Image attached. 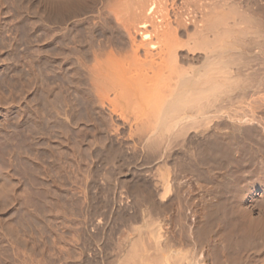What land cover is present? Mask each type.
Masks as SVG:
<instances>
[{
	"label": "bare ground",
	"instance_id": "bare-ground-1",
	"mask_svg": "<svg viewBox=\"0 0 264 264\" xmlns=\"http://www.w3.org/2000/svg\"><path fill=\"white\" fill-rule=\"evenodd\" d=\"M16 2L17 8L23 10L25 16L18 15L19 19L15 23L16 30H19V27L26 28L24 31L25 35H33L36 39L43 40L41 46L43 52L41 57L42 60L31 59L29 67L28 85L30 87L29 89H31V101L29 100L31 104L28 106V118L27 120L24 119L26 123L24 130L27 132L24 134L27 137L26 139L24 136L26 139V147L24 148V137L18 131V134L22 135L20 137H23V139H21L23 143H19L18 140H20V138L17 140V143L14 142L16 148H20L21 150L24 148L25 157H27L26 159H28L32 165L44 171L40 172L39 170V174L37 175L39 176L41 173L44 174L49 172L50 168H55V171L59 169L61 172L60 168H64L62 165L66 163H70L71 165L69 164L70 169L69 166H66L68 169L65 168V171H71L73 164V167H75L76 163L81 162V160L78 162L80 158L74 155V151L83 158L85 157L83 156L84 152L97 153L99 149L102 151L105 147L111 148L110 145L113 142H116L119 147L116 146V148L120 149V147H124L125 145L122 140L125 139L128 141L126 138H128L129 141L134 138V141L132 140L130 144L126 142L127 145L125 146L131 149L130 151L134 149L139 150V152H141V158L146 160L144 161L139 158L140 163L138 162L139 164L137 165L142 167L144 162H146L144 164H150L145 168H136L139 173L136 172L139 177L138 179H142L141 183L144 184V180L147 181L151 178H153L151 182H156L154 180L158 178V174L156 175L157 178L154 179L155 175L153 174L155 173L151 172V169L154 170V167L151 168L152 161H156V164L154 163L155 167L158 164V166L161 165L162 168L166 167L167 170H170V175H166V173L159 174L158 180L163 179L160 177L161 175L167 176L166 179L164 177L162 180L166 182L165 187H160L163 182H161L160 186L159 184L156 186L157 183H159L157 180L155 187H153L151 191H147L148 188L145 190V186L143 187L145 190L143 191L146 192L145 194L140 192L142 189L138 191V196L139 192L142 194L140 195L141 198L146 196V198H143L145 200L143 203L145 204L146 212L143 210L144 206L139 199L140 197L135 196L136 194L134 191L139 189L137 185L135 186L137 180L134 183L135 190L133 191L135 197L131 195L132 193L128 194L133 197L132 201H126L128 198L132 199V197L128 196L127 198L126 196V198L124 197L125 199H123L122 196L124 195L121 196L120 192H118L119 194L116 193L118 196H121L119 199L117 198L118 207L125 206L124 210L126 208L128 209L127 204L129 203L130 205L133 201L134 207H137L139 201L136 204L135 202L140 200V205L142 204V210L145 212V215L140 214L142 215L140 216L136 213L127 217L123 213L120 214L121 210H119V215H124V219L127 222L130 220L132 225L130 224V229L125 231L123 230V225L120 224L122 225V229L120 228V230H123L124 234H118L122 237L120 239L118 238L119 241H116L117 243L115 242V250L112 251V248V252L108 250L111 253L114 252V255L112 254L113 257L115 256L114 264H239L249 250L251 253L253 252V255L255 253V260L258 264H264V0H16ZM4 11L9 10L4 9V0H0V18ZM27 17L32 18L33 21L31 23L28 22L30 20ZM36 66H39V73L36 71ZM39 88H41L42 93L40 91L38 95L39 93L40 95L42 94L43 96L41 95L40 97L46 102L44 101L45 104L38 103L37 106H39V104H44L43 106L41 105L43 109L40 106V108L38 107L39 109H37L35 106L37 102H35L37 97L35 96L37 94L35 91ZM40 97H37L38 101L40 99L42 100ZM54 128L55 130L56 128L59 129L60 132L57 133L58 131L56 130L57 132L55 134H59L60 136L57 137L53 134ZM18 134L17 136L19 137ZM13 138L14 137H12V139ZM81 141L82 143H80ZM117 141L123 142L124 145L121 143L122 146H119ZM16 144H21L23 146L21 148V145L18 147ZM100 145L104 148H100ZM109 148L105 150H110L111 152L112 150ZM113 148L115 149V147ZM177 149H179L182 154L184 153V158L180 156L181 154L179 156L181 157L180 161H183H181V165H187V167L185 166V171L191 173L198 180L195 186L199 191L197 193L199 196L196 200L193 193L188 190V215L186 214L188 216V223L186 222L185 216H183L185 212L182 213L181 209H178L180 212H171L170 214L173 213L175 216L171 215L169 218H167L168 213H166L167 215L165 217L169 219L170 224L173 222L174 224L175 222L178 224V229L176 226L174 229V226L172 228L166 226L168 224L164 225V223L168 221L163 223L162 220L164 219V212H170L165 210L168 208V210H170L168 201L169 199H173L169 197L170 191L172 193L171 189H175L171 188V186H178V184H175L176 186L172 185L176 180H179L176 178L177 174H175L176 170H179L180 165L179 161V164L176 162L179 159L176 158L175 161V157H178V155L174 152H177ZM125 150L123 149L122 154ZM12 151L15 153L17 150L14 151V149H12ZM17 152V154L20 155L23 151L19 154L18 149ZM70 153L78 158L77 162H75V159L71 161L70 157H72V155ZM107 153L109 154L108 151ZM22 154L20 155L21 159L23 157ZM69 154L71 156H69ZM98 154H100V152H98ZM105 154L104 152V157ZM122 154H120V156H122ZM126 154H128V152L126 153L125 151L123 155ZM18 155L17 160L19 161L20 157ZM111 155V157L109 155V157L106 156V158L112 159L113 152H111ZM133 155H135V153ZM90 156L88 153L87 159H90L88 158ZM104 157L103 161L106 160ZM10 158L12 160L10 162L13 163L12 157ZM116 158L113 160H116ZM93 159H90V162L91 160L93 161ZM111 159H109L110 162L107 161L108 159L106 160L110 165L113 164L112 162H115H111ZM142 160L144 162H141ZM88 161L86 162L90 165L92 162L90 163ZM137 161L138 160H136V162ZM171 161H173V163L176 162L174 164L177 165L171 164ZM71 162L74 163L72 164ZM78 165L80 166H76L78 168L75 170L77 174L79 173L78 170H80L79 167L87 171V169L83 168L86 165ZM29 166H27V168ZM105 166L103 169H105ZM168 166H171L172 170L176 166H178V168L176 167L177 169L173 172L174 170L171 171V168L169 167V169ZM22 167L24 166L20 165V167L18 166L16 169ZM96 167L97 166H95V168ZM92 168L95 169L94 167ZM108 168H110V166ZM120 168L119 164V169ZM160 168L159 172H162V168ZM51 169L50 172L52 171ZM110 169L112 171V166ZM110 169H106L110 176L105 175L107 173L106 171V173H103L104 178L107 176L109 180L113 177H111L112 172L110 171L109 173ZM119 169L114 171H119ZM133 169H135V167H133ZM133 169H131V171L135 172ZM182 169L184 168L182 167ZM72 170L74 172V169ZM82 170H80L82 174L79 173V175H83L84 171L82 172ZM96 170L98 169L96 168ZM120 170L122 172V168ZM157 170L155 171L158 172ZM178 170L176 173L180 171ZM26 171L25 169V174ZM31 171L32 169L30 172ZM95 171L91 173H95ZM182 171L183 170H181L180 173ZM56 172L54 174L56 175L54 177L55 179L51 178V176H53L51 175L53 171L49 173L50 177L48 178L53 180L58 179V172ZM62 172L60 174H62ZM119 172L115 175L118 176ZM65 173H63L61 177ZM71 173L72 172H70V175L67 174L66 177L69 175V177L72 178ZM87 173H89V170ZM49 174L46 175L49 176ZM77 174H75V172L72 173V175ZM97 174L95 173L93 176ZM46 175L41 176L45 178ZM132 175H135V173ZM5 176L4 173L2 174L0 172L1 182H5V179L9 177ZM32 176L34 177V175ZM38 176L36 178H38ZM90 176L89 179L93 177L90 178ZM137 176L135 178H137ZM27 177V180L31 178L30 175ZM61 177H59L60 180L58 183L63 181ZM66 177L64 181L68 179ZM77 177L78 176H76V178ZM84 177L86 178L85 175ZM107 177L105 179H107ZM70 178L68 179L69 181L73 179ZM93 178L97 180V177ZM9 179L10 177L7 180ZM75 180L79 181L81 179ZM84 180L86 181L87 179ZM128 180L123 182L126 183ZM31 181L32 180L28 183L30 184ZM121 181L122 180H119L118 182L121 183ZM36 182L34 180V183ZM71 182L68 183L73 184ZM105 182H107V180ZM113 182L115 181L113 180ZM34 183L32 182L31 185ZM44 183L46 182L44 181ZM54 183L55 182L51 184ZM101 183L103 182H100V184ZM120 183H118L119 187ZM105 184L106 183H104V185ZM128 184L133 185L132 183ZM61 185L63 188H67L65 190H68L69 187H67V185L65 187L63 182ZM81 185L82 184H79L80 187ZM115 185L117 186V183ZM122 185L121 183V187L125 186V184L124 186ZM26 186L28 187L30 185L26 184ZM36 186V189H38V185ZM72 186L74 187V185ZM86 186L87 184L85 187ZM111 186H109V188H111ZM43 187L45 188L47 185ZM73 187L70 188L74 190L76 186L75 188ZM119 187L117 186L118 189ZM126 187L129 188L131 186ZM126 187L124 188L126 189ZM39 189H41V187ZM47 189L45 188L44 190L45 195L46 192H48ZM49 189L51 190L50 187ZM82 189H84V187ZM32 190L33 189H31V191ZM34 190L32 192H34ZM52 190L53 192L56 191V189L54 190L53 188ZM175 190L177 192V189ZM175 190H173V194H176ZM23 191L22 193L24 194ZM68 191L67 194L69 197L72 195V191L71 193L70 189ZM107 191H109L108 188ZM56 192L58 196L59 193H64H61V191ZM124 192L126 191L124 190ZM124 192H122V194ZM127 192H129V189ZM25 193H27V191ZM75 193L74 191L73 195ZM28 194H30V192ZM34 194L32 193L28 196L26 194L24 195L25 198L30 196L29 198L31 199V195L34 196ZM48 194L50 193H47V195ZM54 194L55 193L52 195L54 196ZM65 194L66 191L63 195ZM111 194L113 195V193ZM39 195H41V193ZM45 195L43 193L42 196ZM63 195L60 196L63 197ZM115 196L116 195H114V199H116ZM48 197L50 198L49 195ZM55 197H53V199ZM11 198L12 197L9 198L11 202L14 201L13 198L15 199V197ZM38 198H40V196ZM58 198L60 200V197ZM65 198H63L65 204L68 201L72 203V199H70V201L68 198L65 200ZM82 198H80L81 201H83ZM30 199L28 201H30ZM43 199H46V197H42V200ZM53 199H51V201ZM78 199L79 198L76 200L78 201ZM134 199H136V201ZM10 200L8 201L9 203ZM17 200L19 201V199ZM0 201L3 203L2 201L6 200L1 199ZM39 201V206H41ZM53 201L57 204L55 200ZM22 202L24 203V201ZM33 202L35 203V201ZM42 202L43 206L46 205L44 204L45 200ZM50 202L47 204L51 205ZM57 202L59 201L57 200ZM60 202L62 201L60 200ZM23 203L22 205L25 207V203ZM63 203L64 202H62V204ZM73 203L78 209H82L79 206L80 204L75 203V201ZM113 203L116 206L117 202L113 201ZM27 204L29 205V203ZM59 204L57 205L59 206ZM62 204H60V206H62ZM10 205L6 206V208L10 209ZM20 205L19 208L22 206ZM50 205V211L53 206V209L55 208L53 211L56 210V207L58 208L57 205L56 207L55 205H52V207ZM88 205L91 204L88 203ZM34 206L35 204L32 205V207ZM43 206L41 207L42 210L44 207L46 208L47 205ZM60 206L59 209L61 210ZM72 206L69 207V210L74 207ZM84 206H87V203ZM0 207L3 208L0 209L4 212L5 207H3L2 204H0ZM17 207L15 208L17 209ZM36 207L37 206H35L34 209ZM87 208L89 209L88 206ZM120 208L122 209L123 207ZM26 209L24 210L25 213L27 211ZM59 209L57 210L60 211ZM31 210L29 212H31ZM36 210L38 209L36 208ZM42 210L40 211L42 212ZM17 211L13 212V215L14 213L16 215ZM24 211H20V213H24ZM63 211L66 212L65 209L62 210V212ZM126 211L127 210H125V212ZM64 212L60 214L63 216ZM76 212L72 214H76ZM114 212L115 210L113 211V215L118 213ZM25 213L23 215H25ZM53 213L51 214L52 216ZM38 214L35 215L38 217ZM48 214L46 215L48 216ZM58 214L55 215L54 213V216H58ZM69 214L71 213L67 215ZM92 214L95 215L93 212ZM126 214L128 213L126 212ZM42 215H44V213H42ZM46 215L44 216L46 217ZM119 215L117 214V216ZM11 216L12 213L10 217L7 215V218L11 219ZM31 216L34 217L33 215ZM31 216L30 220H23V217H20L23 220V225L26 227H29V224L31 225L32 223L36 225L34 224L35 222H39L44 218L42 216L39 221L35 220L33 222ZM62 216L59 217L62 220H59L63 223L65 221H63ZM74 216L75 215H73V218H75ZM121 217L123 216H120V218ZM20 218L19 221L21 222ZM52 218L56 217L47 218L46 221H50ZM10 219H4L5 221L7 220V222L2 220L5 222V226L3 222L0 221V253L2 254L0 264L69 263L66 261L70 260L71 251L74 250L68 249L69 251L71 250L69 252L66 246L64 251L66 249L67 252H63V257H61L65 258L64 256L69 253L70 257L68 256V259H66V256V260L63 259L65 261H62L61 258H57L58 254L56 255L55 253L57 250L51 254L53 251L50 252L49 248H46L44 254L45 257H48V260L44 262V254L41 253L43 262H38L37 259L36 262L35 257L38 258L40 256L39 253L43 250L41 245L45 242L43 243L44 240L42 241L37 237L40 235L37 234L39 228L37 232L35 229L37 226L39 227L43 221L36 226L32 225V228H35L34 233L37 234L35 238L34 236L31 237L32 234L30 235L31 231L29 233L27 230L28 228L26 229V233L22 231L24 233H22L23 235L29 233L30 238H34V240L32 239L33 242H35L36 237L39 241H42L43 244H39V241L36 240L39 245L35 242L36 246L38 245V249L42 248V250L39 249L40 251L36 250V247H34L30 241V247L33 246L30 252L33 253V251L36 250L35 253L39 252V256H33L34 260L30 258L29 260L18 258L17 255L19 257L22 254L24 255V248L26 246L22 248L23 253L19 255L17 249L20 246L18 247L17 243L22 246L25 240H22V238H25V236L20 237L23 243L20 244V234L17 235L15 231L18 232L21 227L18 224L19 222H16L18 225H16V223L14 225L19 226V228L18 230L15 229L13 224L11 225L15 220L12 219L13 221H10ZM116 219L118 218L115 217V220ZM122 219L123 218H121V220ZM55 220H53V222L58 223L59 220ZM76 221L77 220H75V222ZM117 221L119 220L115 222ZM53 222L51 220V223ZM113 222H110V224ZM47 223L44 221L42 226ZM90 223L92 224V222ZM137 223H141V225L137 226ZM186 223L188 224V228ZM48 224H50V222ZM65 224L66 225H63L68 229L69 226L67 225L69 224ZM126 224L124 223V225ZM55 225L53 224L52 226V224H50V226H52L50 233L52 231L54 232V230H56L55 234L57 233V228L60 226L57 224L55 227ZM115 225L117 227V224ZM50 226H48L49 230ZM88 226L89 225H87V227ZM54 227L56 229L53 230L52 228ZM84 227H86V225H84ZM165 227L167 228L165 229ZM168 227L170 230H168ZM45 228L47 229V226H45ZM63 228L61 231L66 234L67 232L65 233ZM67 229L66 231L70 230ZM106 229V231H109V228ZM79 230L78 228V231ZM20 231L19 233H21ZM44 231L42 228L39 233H43ZM47 231L48 230H46V232ZM58 231L60 230L58 229ZM70 231L67 233V237L64 235L66 238L63 237V235H58L62 232L57 233L56 236L58 235V237H60L59 239L62 237V239L65 240L70 237L71 240V235H75V228L72 230L74 233L72 232L71 234ZM78 231L76 230V235H79L80 238L83 233L80 236ZM111 231H113V229ZM111 231H109V234L112 233ZM114 232H116V230ZM117 232L115 234H117ZM48 233H46V235ZM50 233L48 236H50ZM100 234L102 233L100 232ZM109 234H106L104 237H107ZM46 235L45 239H47ZM52 235L54 237V234H51V236ZM87 235L89 236L90 234ZM28 236L26 238L30 240ZM76 237L74 236L72 238V243L75 239L77 241L78 237ZM206 237L211 238L209 240ZM48 238L52 241L51 237ZM88 240H90V237ZM103 240L104 245L106 240V246H108V248L111 243L110 241L113 242L110 238L108 239V241L110 240L109 243H107V238ZM51 241H47V247L54 244H52ZM74 243L78 244L75 241ZM81 243H83V241ZM57 244L59 247V242ZM62 246L64 247V244ZM62 246L61 248L63 249ZM72 246L70 248H72ZM111 246L113 247V245ZM246 246L247 249L249 246V250H246ZM99 247L102 246L99 245L98 248ZM242 247H245V253H242L244 250H240L239 252L238 249ZM28 248H26V252ZM55 248L51 249L54 250ZM61 248L58 249V253L61 251ZM78 248L81 250L83 247L80 248L79 245ZM84 248L86 249V247ZM84 248L83 255L87 252V249L84 250ZM32 249L33 251H31ZM19 250H21V247L18 251ZM99 250H101V248ZM108 251L107 253L110 255L108 258H112L111 262H113V257H111V253ZM74 252H76V254H72L70 262L73 261V263L71 264H75V258L80 254L78 251ZM54 254L59 261L56 258V260L52 258ZM26 256H28L27 253ZM249 257L247 258L250 263L251 260L249 261ZM81 258L84 257L81 256ZM81 258L80 260L82 261L83 259ZM105 258L107 257L104 256V259ZM108 258L106 260H108ZM77 259H79V257ZM250 259L253 260L254 258L250 257ZM244 260L247 263L245 257ZM255 260L254 262H256ZM86 261L83 262L86 263ZM246 263L244 262V264Z\"/></svg>",
	"mask_w": 264,
	"mask_h": 264
},
{
	"label": "rangeland",
	"instance_id": "rangeland-1",
	"mask_svg": "<svg viewBox=\"0 0 264 264\" xmlns=\"http://www.w3.org/2000/svg\"><path fill=\"white\" fill-rule=\"evenodd\" d=\"M17 2H16V0H4V9H8L9 11H4V12H2V14H1V18H0V33H1V35H0V172L3 174L4 173V175H6L5 177H10V179L9 180H7V179H5V182H3V184H2V182H1V180H0V183L2 184V186H1V184H0V200L2 199H4V200H6V201H2L3 203H1V201H0V204H2L3 205V207H5V209H7V210H5L4 209V212H2L1 211V209H3L2 207H0L1 209H0V221H5L4 219H7V220H9L10 218H7V215H8V217H10V214L12 213V216H11V219H10V221H13V220H15V221H13L14 223H11V225L13 224V226L15 227V229H17L18 230V228H19V226L22 228V226H23V228L21 229V228H19V231L21 232V233H19V231L17 232V231H15L16 233H17V235L18 234H20V236H19V238L21 237V236H25V238L23 237L22 238V240H24L23 241V243H22V240H21V238H20V244L22 243L23 245V247L21 246V245H19V243H17L16 245L19 247H21V250H19L18 251V249L20 248H18L17 246H15V247H17L18 249H17V252L19 253V255L20 254H22L23 253V251H22V248H24L25 246V251H24V255L22 254V255H20V257L17 255V257L18 258H23V259H25V260H29V258L31 259V260H34L33 258L35 257V255L36 256H39L38 258H36L35 257V260L37 259L38 260V262H43V259H44V262H45V260L47 261L48 260V257L46 256L45 257V251H46V248H49V250H50V252L51 251H53V252H51V254L52 253H54V251L55 250H57L58 251V249H60L61 248V246L64 244V247H63V249L61 248V251L58 253L57 251H55V253H56V255L58 254V256H57V258L59 259V258H61L62 259V261H65L66 259H68V256L70 257V253L69 254H67L66 256H67V258H66V256H64L65 258H62L63 257V255H62V253L64 252H67L66 251V249L68 250V249H73L74 251H78L79 252V248H78V246L80 245V248L81 247H86V249L84 248V250H86L85 252H86V254L88 255H83L84 254V251H83V248H81V250H80V254H79V256L77 255L76 257L78 258L79 257V259H77V258H75L76 260V262L74 261V263L75 264H106V262L108 261V263L107 264H114V260H115V256L113 257V253H111L112 251H114L115 250V246L114 245H116V243L119 241V239L122 237L121 235H118V234H122L123 233V230H125V231H127L128 229H130V227H131V225H132V222H130V220L127 222L125 219H124V215L125 216H127V217H129V216H131V215H133V214H138V215H140V214H143V215H145V204L143 203V201H145L143 198H146V196L144 197H142L141 198V196L140 195H142L141 193L143 192L144 194L146 193V192H144L147 188H148V190L147 191H151L152 189H153V187H155V183H157V180H158V178H159V174L161 173V174H165L166 173V175H170V170H167V168H166V170H165V168H162L161 167V165H159L161 168H162V172H159L160 170H159V166H158V164H157V166L155 167L154 165L156 164V161H152L151 162V164H152V166H151V168H153L154 167V170L153 169H151V172L152 173H155V174H153V175H155V178L154 179H156L157 178V176H158V178L156 179V180H154V181H156V182H151V181H153V178H151V179H149V180H147V181H145L144 180V184L143 183H141V180L140 179H138L139 177L137 176V174H136V172L138 171L137 169H140V168H145V167H147L148 165H150L149 163L148 164H144V163H146V162H144V161H146V160H144V158H141V152H139V150H136V149H134L133 151H130L131 149H128L125 145H127V143H129L130 144V142L133 140L134 141V138L131 140L130 139V141H129V139L128 138H126L128 141H126L125 139L124 140H122L124 143H125V145H124V143L123 142H121V141H117L118 143H119V146H122V145H124V147H123V149L125 150V148H126V153L128 152V154H126V155H123V154H125V151L123 152V154H122V151H123V149H122V147H120V149H118L119 147H118V144L116 143V142H113L111 145H110V147L111 148H109V149H111L112 151L111 152H113V157H112V159L111 158H108L109 157V155H110V157L112 156L111 155V152H110V150H105V149H108V148H106L105 147V149H103L104 147L103 146H101L100 148H102L103 150L102 151H104L106 154H105V157H104V152H102V151H100L101 149H99L98 151H97V153L95 152V153H90V152H88L87 150V152H84V153H86V154H84L83 153V156H85V157H83V158H81L82 156H80V154H77L75 151H74V155L75 156H77L78 158H80L79 160H78V162H80V160H81V162L80 163H76V166H80V165H78V164H81V165H86L85 167H83V168H85V169H87V171H85L84 169L82 170V168H80L79 167V169L80 170H82V172H83V175H79V173H81V171L80 170H78V174L76 173L77 171H75V170H77V168L78 167H73L74 166V162H71L72 164H73V166L71 167V171H65V168L66 169H68V167H66V166H69V169H70V163H66V164H64V165H62L64 168H60L61 169V172L62 171H64V172H62V174L63 173H65V172H67V173H65L62 177H64V178H62L61 177V175L62 174H60L61 172L59 171V169H58V173L55 171V168H53V169H51L52 171H53V174H51V175H53V176H51V178H54L56 175H54L55 174V172L57 173V178L58 179H56V180H53V179H51V178H48V177H50V174L49 173H51L50 172V169H49V172H46V173H44V174H40L39 176L37 175V174H39V170H40V172H44L43 170H41L40 168L38 169V168H36L35 167V165H32V163H30L29 162V160L28 159H26L27 157H25L26 156V154H25V152H24V148L26 147V139H27V137L24 135V134H26L27 132L24 130L25 129V125H26V123L24 122L25 120H27V118H28V113H29V105L31 104L30 103V99H31V89H29L30 87H29V85H28V83H29V67H30V61H31V59H40V60H42L41 59V57H42V54H43V52H42V48H41V46H42V43H43V40H38V39H36L35 37H33V35H25V33H24V31L26 30V28H21V27H19V30L17 29L16 30V26H15V23L18 21V19H19V17H18V15H21V16H23V17H25L24 16V12H23V10H21V9H19V8H17ZM27 16V15H26ZM27 18H29V17H27ZM29 20L30 21H28V22H32L33 21V19L32 18H29ZM29 23V24H30ZM36 60V61H37ZM40 65L42 66V64L40 63ZM36 71L39 73V66H36ZM30 90V91H29ZM41 91V93H42V90H41V88H39V89H36V91H35V93H37L35 96H41L40 95V93H39V95H38V92H40ZM29 96H30V98H29ZM43 96V95H42ZM37 97H36V99H35V102H36V104H35V106L37 107V109H39L40 107L43 109V105L45 104L44 103V101L45 100H43V98L42 97H40V98H42V100L39 102L38 100H37ZM30 100V101H29ZM43 101V102H42ZM34 102V103H35ZM46 102V101H45ZM29 103V104H28ZM38 103H44L42 106L39 104V106H37V104ZM39 107V108H38ZM28 110V111H27ZM27 112V113H26ZM26 113V114H25ZM27 115V116H26ZM25 119V120H24ZM16 125H18V126H16ZM19 129V130H18ZM58 132H57V131ZM56 130H55V128L53 129V134L55 135V136H60L59 134L57 135V134H55L56 132L57 133H59L60 131H59V129H57L56 128ZM19 133H21L22 135H23V137L25 136L26 137V139H25V137H24V139H23V137H20V136H22L21 134L19 135L18 134V132ZM15 132H16V134H15ZM26 132V133H25ZM90 133V132H89ZM14 134H15V136H14ZM17 134L19 135V137L17 136ZM17 136V137H16ZM12 137H14L13 139H12ZM17 139H16V138ZM20 138V140H18ZM21 139H23V142H24V144H25V146H24V148H22V146L23 145H21V144H16V146H20L21 148H22V150L20 149V148H16L14 145H15V143H17L18 141H19V143H21L22 141H21ZM136 139V138H135ZM13 140V141H12ZM16 140V141H15ZM18 140V141H17ZM15 142V143H14ZM22 142V143H23ZM127 142V143H126ZM14 143V144H13ZM80 143H82V141L80 142ZM121 143H122V145H121ZM129 144H128V146H129ZM136 144V143H135ZM82 145H84V144H82ZM116 146L118 147V148H116ZM113 147H115V149L113 148ZM16 148V149H15ZM136 148H137V146H136ZM12 149H14V151L15 150H17L18 151V149H19V154L21 153L22 155H23V157H22V159H21V154L20 155H18L17 153V151L14 153L13 151H12ZM122 149V150H121ZM120 150V151H119ZM128 150V151H127ZM136 150V151H135ZM11 151V152H10ZM107 151L109 152V154L107 153ZM138 151V152H137ZM174 151H176V150H174ZM179 151V149H177V152H174V153H176V155H178V157L176 156L175 157V161H176V158L177 159H179V160H177L176 162H177V164H179V162H180V165H179V170L181 171V170H183L181 173H180V171L177 169L178 168V166H176V167H174V171L172 170V165L171 166H168V168L170 167L171 168V171H173V172H175V170L177 169L179 172L178 173H176L177 172V170H176V172H175V174H177V176H178V174L180 173V175L178 176V177H180V178H178L177 176H176V178L177 179H179V180H176L175 182H174V184H172V185H177L178 184V186H176V187H174V186H171V188H175V189H177V192H176V190L175 189H171L172 190V193H171V191H170V198H173V199H169V204H170V210H165V211H170V212H164L165 213V215H163L164 216V219L162 220V222L164 223V222H166V221H168L169 222V219H167V218H169V216H175V214H170L171 212H177L178 211V209H181V212L183 213V212H185V215H183V216H185V218H186V222L188 223V214H187V212H188V190H190L191 191V193H193V196H195L196 197V200H197V198H198V196H199V194H197L199 191H198V189H197V187L195 186L196 184V182L198 181L197 179H196V177H194L191 173H188V171H185V169H186V167H187V165L186 164H183V165H181L182 163H181V161H180V159H181V157L180 156H182V158H184L183 157V154H182V152H178ZM182 151V150H181ZM98 152H100V154H98ZM102 152V153H101ZM129 152H131V153H129ZM11 153V154H10ZM89 153V156L91 155L94 159H95V161H94V159L90 156V157H88V158H90V159H93V161L91 160V162H90V159H87V154ZM118 153H119V156H118ZM135 153V155H133ZM137 153H139V154H137ZM179 153V154H178ZM13 154V155H12ZM14 154H17L19 157H20V160L18 161L17 159H18V157H17V155H14ZM25 154V155H24ZM71 155H72V157H70L71 158V161H73V159H75V162H77V157H75V156H73V154L72 153H70ZM69 154V156H71ZM77 154V155H76ZM120 154H122V156H120ZM181 154V155H180ZM11 155V156H10ZM100 157H99V156ZM114 155H115V158L117 157L118 158V161H117V158H116V160H113V159H115L114 158ZM180 155V156H179ZM15 156V157H14ZM106 156H108L107 158H106ZM128 156H130V157H128ZM131 156H133L134 158H135V160H134V158L133 157H131ZM136 156V157H135ZM138 156V157H137ZM140 156V157H139ZM174 156H175V154H174ZM10 157H12V159H13V163L12 162H10V161H12L11 160V158ZM14 157V158H13ZM24 157H25V159H24ZM103 157L104 158H106V160L108 161V162H110V160L109 159H111V162L112 161H115V162H112L113 164L112 165H110V163L108 164L107 163V161L105 162V161H103ZM16 158V159H15ZM84 158H86V159H84ZM99 158H100V161H99ZM130 158V159H129ZM143 159L141 162H144L143 164H142V167H140V166H138L137 164H139L140 162V159ZM186 158V157H185ZM134 161H133V160ZM25 160H28V161H25ZM89 160V161H88ZM136 160H138L137 162H136ZM173 160V159H172ZM15 161V162H14ZM22 161H25V162H22ZM86 161H88V162H90L91 164L90 165H88L89 163H87ZM179 161V162H178ZM16 162H17V164H16ZM27 162H28V164H27ZM97 164H96V163ZM118 162V163H117ZM134 162H135V164H134ZM139 162V163H138ZM176 162H174V163H176ZM183 162V161H182ZM95 163V164H94ZM116 165H115V164ZM155 163V164H154ZM173 163V161H171V164ZM173 163V165H177V164H174ZM21 166H24L25 167V169L27 170L26 171V174H25V169H24V167H22V168H20V169H16L18 166L20 167V165ZM29 166L30 164V168L28 167L27 168V166ZM70 164V165H69ZM93 164H94V166H93ZM101 164H103V165H101ZM105 164H106V166H105ZM108 164V165H107ZM117 164H118V166H117ZM119 164H120V167L122 168V172H121V168L119 169ZM132 164V165H131ZM134 164V165H133ZM140 164V165H141ZM187 164H188V161H187ZM15 167H13V166ZM92 165V166H91ZM113 165H114V167H113ZM131 165V166H130ZM169 165H170V162H169ZM88 166H91V167H88ZM95 166H97L96 168L98 169V170H96V168H95ZM104 166H105V169H103L104 168ZM110 166V168H111V166H112V171H111V169L110 168H108ZM117 166V167H116ZM186 166V167H185ZM32 167V168H31ZM51 167V166H50ZM92 167H94L95 169H93ZM100 167V168H99ZM107 167V168H106ZM115 167H116V169H119V171L121 172H119L118 170V172H119V174H118V176L117 175H115V174H117L114 170H116L115 169ZM130 167V168H129ZM133 167H135V169H133ZM180 167H181V169H180ZM182 167L184 168V169H182ZM34 168H36V169H38V170H36V169H34ZM114 168V169H113ZM137 168V169H136ZM160 168V169H161ZM169 168V169H170ZM24 169V170H23ZM32 169V171L30 172V170ZM64 169V170H63ZM72 169H74V172H75V174H77V175H72V173H74L73 172V170ZM93 169V170H92ZM106 169H110L109 170V173H110V171L112 172V175H111V177H112V179H111V177H110V179L112 180H109L108 179V177L107 176H110V174H108V171H106ZM131 169H133L135 172H132L131 171ZM158 169V170H157ZM37 171V173H36V171ZM88 170H89V173H87L88 172ZM96 170V171H95ZM129 170H130V172H129ZM154 172H153V171ZM155 170H157L158 172H156ZM165 170V171H164ZM33 171H35V172H33ZM55 171V172H54ZM95 171V173L97 174L96 176H93L95 173H91V172H94ZM98 171V172H97ZM107 173H106V172ZM125 171H127V172H125ZM167 171V172H166ZM70 172H72L71 173V176H72V178H70L69 177V175H70ZM89 175L90 173L92 174H90L89 176H90V178L93 176V177H97V180L95 179V178H93V181H92V178L91 179H89V176L86 174V173ZM8 173V174H7ZM85 173V174H84ZM103 173H106L105 175H107L106 177H107V179H105L104 178V175H103ZM114 173V174H113ZM129 173H131V174H129ZM135 173V175L137 176V178H135L136 176L135 175H132V174H134ZM138 173V172H137ZM152 173H151V176H152ZM30 175L31 176V178L33 177L32 175H34V179L32 178H29V180H27L28 179V175ZM35 174H36V176H35ZM49 174V176H47V175ZM67 174H69L68 175V177H66L67 176ZM82 174V173H81ZM123 174V175H122ZM129 174V175H128ZM139 174V173H138ZM158 174V175H157ZM41 175H46V179L45 178H43ZM60 175V176H59ZM84 175L86 176V178L84 177ZM115 175V176H114ZM122 175V176H121ZM126 175V176H125ZM130 175H132V176H130ZM157 175V176H156ZM164 176V175H161L160 177L161 178H163L164 179V177H165V179L167 178V176ZM38 176V178H36ZM74 176V177H73ZM76 176H78L77 178H76ZM79 176H80V178H79ZM84 177V179H87L86 181L83 179V177ZM102 176V177H101ZM163 176V177H162ZM59 177H61V180H63L62 182H63V184H65L64 186L66 187V185H67V187H69L68 188V190L70 189V193H71V191H72V195H70L69 197H68V190H65V189H67V188H63V186L61 185L62 184V182L60 183H58V181L60 180L59 179ZM65 177L66 178H70V179H72V180H74V181H69L68 179H66V181H64L65 180ZM117 177V178H116ZM154 177V176H153ZM40 178H42V179H40ZM119 178H121V179H119ZM52 181H51V180ZM55 179V178H54ZM75 179H81V180H79V181H76ZM101 179H102V181H101ZM129 179V180H128ZM131 179V180H130ZM133 179V180H132ZM163 179H159L158 181H159V183H157V185L156 186H158V184H159V186H160V184H161V182H163L161 185L162 186H160L161 188H163V186L165 187L166 186V182H165V180L164 181H162ZM7 180V181H6ZM30 180H32L31 182H30V184L28 183ZM34 180H35V182H36V180H37V182L36 183H34ZM68 180V181H67ZM84 182H83V181ZM107 180V182H109V183H107V182H105ZM109 180V181H108ZM113 180L117 183V186L119 187V185H118V183H120V182H118L119 180H122L121 181V183L123 184L122 186H124V184H125V186L124 187H126V186H131V187H129V188H127L126 187V189L128 190L129 189V192H127V190L124 188V187H121V183H120V187H119V189L121 190H119L118 188H117V186L115 185L116 183L115 182H113ZM126 180H128L126 183H127V185H126V183H124ZM137 180V182H136V184H135V186L137 185L138 187H139V189L138 190H135V186H134V183H135V181ZM140 180V184L138 183V181ZM161 180V181H160ZM44 181L47 183H44ZM51 181V182H50ZM82 181V182H81ZM103 182V183H101L100 184V182ZM112 183H111V182ZM124 181V182H123ZM133 181V182H132ZM27 182V183H26ZM32 182L34 183L33 185H31L32 184ZM43 185V186H46L47 185V187H48V189H47V187H45L46 189H47V191L48 192H46V195H45V188L40 184V183ZM53 182H55L54 184H51V183H53ZM64 182H66V183H64ZM68 182H71V183H73V184H70V183H68ZM75 182H77V183H75ZM80 182V183H79ZM38 183V184H37ZM61 185L60 187H58L59 185ZM104 183H106L105 185H104ZM113 183H114V185H115V187H114V185H113ZM128 183H132L133 185H129ZM24 184H25V186H26V184L27 185H30V186H26L27 187V189H26V187L24 186ZM51 184V185H50ZM79 184H82L83 185V187H84V189H82L83 187H82V185H81V187L79 186ZM87 184V188L85 187V185ZM151 184H152V187H151ZM153 184H154V186H153ZM36 185H38V187L40 188L41 187V189H43V190H41V189H36L37 188V186ZM54 185V186H53ZM56 185H58V186H56ZM72 185H74V187L72 186ZM107 185H109V186H111V185H113V186H111V188H109V186H107ZM148 187H147V186ZM32 186H35V187H32ZM53 186V187H52ZM75 186H76V188H75ZM79 186V187H78ZM89 186V187H88ZM104 186V187H103ZM133 186V187H132ZM145 186V187H144ZM35 189L34 190V192H32L31 191V189ZM43 187V188H42ZM49 187L51 188V190L49 189ZM57 187H58V189H57ZM63 189H62V188ZM73 187V188H75L74 190H72L71 188ZM102 187V188H101ZM112 187H114V188H112ZM143 187L145 188V190L143 189ZM160 187H158V188H160ZM3 188V189H2ZM30 189V191H29V189ZM52 188L55 190L56 189V191H61V193H65V191H66V194L65 195H63V194H60L59 193V196L57 195L58 193L56 192V191H54L53 192V190H52ZM105 188V189H104ZM107 188H108V190L110 191H107ZM116 188V189H115ZM124 188V190L126 191V192H124V190L122 191V189ZM24 189H26L25 191H23ZM60 189V190H59ZM62 189V190H61ZM88 189V190H87ZM114 189H115V191H114ZM140 189H142V191L140 190ZM37 190H39V191H37ZM106 190V191H105ZM135 190V191H134ZM140 190V192H139V196H138V191ZM144 190V191H143ZM173 190H175V192H176V194H173ZM22 191L24 192V194H28L29 192H30V194H34V196H32L31 195V199L28 197H26L25 198V195L22 193ZM27 191V193H25ZM36 191H37V197H36ZM41 191V192H40ZM43 191V192H42ZM51 191V192H50ZM74 191L76 192L74 195H73V193H74ZM84 191V192H83ZM89 191V192H88ZM103 191V192H102ZM115 193H114V192ZM133 191L135 192V196H137V197H140L139 199L141 200V202L143 203V206H144V209H143V206H142V204L140 205V200H137L136 201V199H134L136 202H135V204L137 203V207L135 206L134 207V201L133 202H131L130 203V205H129V203L128 202H130V201H132L133 200V197H135L134 196V193H133ZM38 192H40L41 193V195H39L40 193H38ZM81 192H83V193H81ZM118 192H120V195L122 196V195H124V196H122V198L123 199H125L126 198V196H127V198H128V196L129 197H132V199L131 198H128L126 201H128L127 203V206H128V209L126 208L125 210H127L126 212L128 213V214H126V212H125V210H124V207L125 206H120V207H123L122 209L120 208V207H118V199H119V197H121V196H118L117 194H119ZM122 192H124V193H126V194H122ZM174 192V193H175ZM43 193H44V195L45 196H42L43 195ZM47 193H50V194H48L49 196H50V198L48 197V195H47ZM53 193H55L54 194V196L52 195ZM79 193V194H78ZM87 193V194H86ZM92 194V195H90V194ZM111 193H113V195L111 194ZM117 193V194H116ZM132 193V194H131ZM22 194H23V196H22ZM30 194H28V195H30ZM105 194H107V195H105ZM128 194H131L132 196H130V195H128ZM143 194V195H144ZM27 195V196H28ZM63 195V197H61V196ZM84 195H85V198H84ZM89 195V196H88ZM111 195V196H110ZM114 195H116L115 196V198L116 199H114ZM175 195V196H174ZM21 196H22V200H21ZM40 196V198H38ZM56 196V197H55ZM60 197V200L62 201V202H64L63 204H62V202H60V200H59V198L58 197ZM68 198V200H70V199H72V203L75 201V203H78V201L80 200V198H82V200L83 201H79V203L78 204H80L79 206L82 208V209H78V207L73 203V206H72V203H70L69 201L68 202H66V204L67 205H69V206H67L66 204H65V201H64V199L63 198ZM73 196V197H72ZM88 196V197H87ZM106 198H105V197ZM112 196H113V198H112ZM173 196V197H172ZM10 197H15V199L13 198V200L15 201V200H17V199H19V201L17 200V201H15V204H14V201H12L11 202V200L9 199ZM34 197V198H33ZM36 197V198H35ZM42 197L44 198V197H46V199H43V200H45V202H50L51 201V199H53V197H55V198H58V199H53V200H55L56 201V203L57 204H59V202H60V204H62V206H60V204H59V206H60V208H61V210L59 209V206L57 205V204H55L54 203V201L52 202H50L51 203V205L50 204H47V203H45L44 202V204H46V205H44V206H46V208L42 205L43 204V200H42ZM48 197V198H47ZM76 197V198H75ZM90 197V198H89ZM125 197V198H124ZM136 197V198H137ZM11 198V199H12ZM17 198V199H16ZM24 198V199H23ZM38 198V199H37ZM66 198H65V200H66ZM77 198H79L78 199V201L76 200ZM89 198V199H88ZM118 198V199H117ZM157 198V197H156ZM7 199H9L10 200V203H11V205H10V203L8 202L9 200H7ZM25 199H26V203H25ZM30 199V201H28ZM35 199V200H34ZM39 201V199H40V204H41V206H39V203H38V201ZM49 199H50V201H49ZM74 199V200H73ZM104 199H106V200H104ZM112 199V200H111ZM114 199V200H113ZM131 199V200H130ZM138 199V198H137ZM57 200L59 201V202H57ZM110 200V201H109ZM158 200V199H157ZM22 201H24V203H25V207L22 205ZM33 201H35V203L33 202ZM71 201V200H70ZM86 201V202H85ZM108 201V202H107ZM112 201V202H111ZM113 201H116L117 202V204H116V206L114 205V203H113ZM17 202V203H16ZM32 202V203H31ZM42 202V203H41ZM171 202V203H170ZM9 203V204H8ZM13 203V204H12ZM22 205H20V204ZM23 203V204H24ZM27 203H29V205L27 204ZM31 203V204H30ZM36 203H37V205H36ZM53 203V204H52ZM82 203V204H81ZM86 203H87V206L89 207V209L87 208V206H84V205H86ZM88 203L89 204H91V205H88ZM21 206V208H19V205ZM35 204V206H37L36 208L38 209V210H36V208L34 209V207H32V205H34ZM65 204V205H64ZM71 204V205H70ZM8 205H10V209L13 211L14 209H16L15 207H17V209L16 210H14L13 212H16L17 210H19V211H17V213H16V215H15V213H14V215H15V217H14V215H13V212L9 209V208H6V206H8ZM31 205V206H30ZM49 205L52 207V205H55V207H56V205L58 206V208L56 207V210L57 209H59L60 211H58V213H57V211L55 212V211H53L54 209H53V207L51 208V211L49 210ZM92 205H94V206H92ZM98 205V206H97ZM139 205V206H138ZM14 206V207H13ZM28 206V207H27ZM44 207L43 208V210H44V212H43V210H42V208L41 207ZM73 207L71 210H73V211H71V210H69L70 208L69 207ZM96 206V207H95ZM140 206H142V207H140ZM14 208V209H12V208ZM31 207V208H30ZM40 207V208H39ZM64 207H68V208H64L65 209V211L66 210H69V211H66V212H64V214H63V216L60 214V213H63L62 212V210H64L63 208ZM77 207V208H76ZM100 207V208H99ZM111 207V208H110ZM168 207H169V205H168ZM19 208V209H18ZM22 208H24V209H22ZM27 208V209H26ZM30 208V209H29ZM76 208V209H75ZM115 208H117V209H115ZM138 208V209H137ZM22 209V210H21ZM27 210L26 211V213H25V211L24 210ZM32 209V210H31ZM36 210L37 211V213H36V211H34V210ZM46 209V210H45ZM137 209V210H136ZM144 210L145 212H143V210L142 211H140V210ZM31 210V212H29ZM40 210H42V212L40 211ZM48 210H49V214H48ZM75 210V211H74ZM80 212H79V211ZM85 210V211H84ZM115 210V212H118L117 214L119 215V213L120 214H124V215H119V216H117V214L115 213L114 215H113V211ZM119 210H121L120 212H119ZM11 213H10V212ZM20 211H24V213H25V215H23L24 213L23 212H21V213H23V214H21L20 213ZM34 211V212H33ZM39 211H40V213H39ZM47 211V212H46ZM55 213V215L56 214H58V216H54V213ZM77 211V212H76ZM84 211V212H83ZM95 214V215H93L92 214V212ZM96 213H95V212ZM108 211H110V212H108ZM73 212H76V214L78 213H80L79 214V216H78V214L76 215L75 213L74 214H72ZM101 212V213H100ZM178 212H180V210L178 211ZM31 213V214H30ZM38 214V217H37V215H35V214ZM42 213H44V215H46V214H48V216L46 215V217L44 216V215H42ZM53 213V216L51 215ZM66 213V214H65ZM68 213H71V214H69V215H67ZM130 213V214H129ZM166 213H168V215L166 214ZM28 214V215H27ZM82 214H83V216H82ZM170 214V215H169ZM187 214V215H186ZM31 215H35L34 217H36V218H34V217H32V221L34 222L35 220H38L39 221V219H41V217L43 216L44 218H42L39 222H35L34 224H40V222L42 223V221H43V223H44V221L47 223H49L50 222V224H52V226H53V224L55 225H57L58 224V226H60L59 228H57V233H60V232H62L61 230H62V228L63 227H65V228H63L64 230H65V233L67 232H69L70 230H71V228H72V230H74V228H75V235L74 234H72V230L70 231L71 232V234H69V235H71V240H70V237H69V239H62V237H61V239H59L60 237H58V235L59 236H62L63 235V237H65L64 235H66V237H67V233L66 234H64V232H62V233H60V234H58L57 236H56V234H55V232H56V230H54V229H56L55 227H56V225H55V227L54 228H52L53 230H54V232L52 231L51 233H50V231H51V227L52 226H50V224H45L44 226H42V224H40L39 225V227L37 226L36 227V229H35V231L37 232L38 231V228H39V231H41L42 230V228H43V231H44V229H45V235H46V233H50V236H48V234L46 235L47 237V239H45V235L43 234V233H39V231H38V233L37 234H40V235H38L37 237H39V239H41L42 241H43V243L45 244H43L42 243V241H39L38 239H37V237H36V239H35V242H36V240H38L39 242V244L40 243H42L43 245H41L42 246V248H43V250H42V248H39V249H41L42 251L39 253V252H37V253H35V251L36 250H39L37 247H38V245L36 246V243L35 242H33V240H34V238H35V236L37 235V234H35L34 233V229L32 228L33 226H36V225H33V223L30 225L29 224V227H26L25 225H23V220L25 219V220H27V219H31L30 218V216ZM40 215V216H39ZM65 215V216H64ZM72 215V216H71ZM73 215H75L74 217L75 218H73ZM81 215V216H80ZM90 215H91V217H90ZM94 216V218H93V216ZM110 215V216H109ZM116 215V216H115ZM167 215V218L165 217ZM25 216V217H24ZM56 217V218H52V219H50V221L48 220V221H46L47 220V218L49 219V218H51V217ZM62 216V218H63V221H65V222H63L62 223V221L60 222V220H62L61 218H59V217H61ZM71 216V217H70ZM77 216V217H76ZM108 216H109V218H108ZM114 216V217H113ZM120 216H123V217H121V218H123L122 220H124V221H126V222H124V221H122L121 220V218H120ZM140 216H142V215H140ZM162 216V217H163ZM187 216V217H186ZM17 217H23L22 219L20 218V220H21V222L19 221V218H17ZM26 217H28V218H26ZM40 217V218H39ZM67 219L68 217H70L69 219H67V222H66V219ZM107 217V218H106ZM115 217H117L118 219H116V220H119V221H117V222H115L116 220H115ZM38 218V219H37ZM72 218V219H71ZM81 218V219H80ZM83 218H84V220H83ZM88 220H87V219ZM13 219V220H12ZM56 219V220H55ZM60 219V220H59ZM73 219H74V221H73ZM79 219V220H78ZM93 219V220H92ZM167 219V220H166ZM7 220L5 221V222H7ZM51 220H52V222H53V220H55V221H58V223L56 222V223H51ZM75 220H77L76 222H75ZM91 220V221H90ZM115 222H113V221ZM2 221V222H3ZM80 221H82V222H80ZM87 221V222H86ZM89 221V222H88ZM5 222H3V225L5 224ZM16 222H19L18 224H19V226H15L14 224L16 223ZM27 222V221H26ZM87 224H86V223ZM90 222H92V224L90 223ZM94 222V223H93ZM110 222H113V223H111L110 224ZM168 222H166V223H164V225H166V224H168V225H166V226H169V227H172L173 228V226H174V229H175V226H176V228H177V223L175 222V224H174V222L173 223H171L170 224V222L168 223ZM62 223V224H61ZM65 223H67V224H69V225H67V226H69V228L68 229H70L69 231H66V226H64V225H66ZM74 223V224H73ZM78 225H76V224ZM83 223H84V225H86V227H84V225H83ZM89 223V224H88ZM118 223H119V225H118ZM124 223L126 224V225H124ZM128 223H129V226H128ZM186 223V226L188 225ZM17 223H16V225H18ZM21 224V225H20ZM64 224V225H63ZM115 224H117V227H116V225ZM120 224H122V225H120ZM131 224V225H130ZM138 225L137 226H139V225H141V223H137ZM173 224V225H172ZM33 225V226H32ZM87 225H89L88 227H87ZM105 227H104V226ZM171 225V226H170ZM5 226V225H4ZM28 226V225H27ZM45 226H47V229L45 228ZM48 226H50V230H49V227ZM57 226V227H58ZM70 226H72V227H70ZM74 226H76V227H74ZM93 226V227H92ZM100 226H102V227H100ZM115 226V227H114ZM119 226V227H118ZM121 226L123 227V230H120V228H121ZM127 226V227H126ZM13 227V228H14ZM26 227V228H25ZM42 227V228H41ZM90 227H91V229H90ZM104 227V228H103ZM129 227V228H128ZM169 227H168V230H170L169 229ZM28 228V229H27ZM40 228H41V230H40ZM61 228V229H60ZM78 228L81 230H79L78 231ZM83 228H84V230H83ZM85 228H87V229H85ZM95 228V229H94ZM106 228H109V231H111L112 229H113V231H111L112 233H110L109 234V231H106L107 229ZM167 227H165V229H166ZM187 228H188V226H187ZM26 229L29 231V233H30V231H31V233H30V235H31V237L32 236H34V238H30V235H29V233H27L26 235H23L24 233L23 232H25L26 233ZM58 229L60 230V231H58ZM67 229V230H68ZM102 229V230H101ZM103 229H105V230H103ZM122 229V228H121ZM178 229V228H177ZM33 230V231H32ZM46 230H48L47 232H46ZM76 230L79 232H77L78 234H80V236L82 235V233H83V237L81 236L80 238H79V235H76ZM88 230H89V232H88ZM101 230V231H100ZM116 230V232L117 231H119V232H117V234H115L116 232H114ZM23 231V232H22ZM83 231V232H82ZM88 233H87V232ZM102 233V234H100V232ZM103 231V232H102ZM104 231H105V233H104ZM122 231V232H121ZM106 232H108V233H106ZM23 233V234H22ZM74 233V232H73ZM90 234L89 236L87 235V234ZM34 234V235H33ZM42 234V235H41ZM51 234H54V237H53V235L51 236ZM94 234V235H93ZM106 234H109V235H107V237H104ZM115 234V235H114ZM124 234V233H123ZM44 235V236H43ZM68 235V236H69ZM91 235H92V237H91ZM113 235V236H112ZM117 235H118V237H117ZM29 237L30 238V240L29 239H27L26 237ZM41 236H42V238H41ZM55 236H56V238L58 239V241H57V239L55 238ZM78 237V239H77V241H76V239L74 240L75 242H77L78 244H76V243H74V241H73V243H72V238L73 237ZM88 237V239H89V237H90V240H88L87 239V237ZM102 236V237H101ZM108 236H109V238L111 239V240H113V242L112 241H110L111 243H110V245H109V248H108V246H106V240H105V245H104V240L103 239H105V238H107V241H108ZM44 237V238H43ZM48 237H53L52 238V241H55V242H59V247H58V244L57 243H55V242H52L51 241V239H49ZM65 237V238H66ZM76 237V238H77ZM85 237V238H84ZM100 237H101V239H100ZM56 240H55V239ZM84 238V239H83ZM119 238V239H118ZM206 238H208L209 240H210V238L211 237H206ZM33 239V240H32ZM54 239V240H53ZM81 239H82V241H83V243H81L82 241H81ZM116 239H118V240H116ZM51 241V243L53 244V245H51L49 242V244L51 245L50 247H47V241ZM29 241V242H28ZM30 241H31V244L34 246V247H36V250H34L33 251V249L31 250V251H33V253L32 252H30V249L31 248H33V246H31L30 247ZM61 241H64V242H61ZM68 241H70V242H68ZM109 241L107 242V243H109ZM117 241V242H116ZM18 242H19V240H18ZM28 242V243H27ZM33 242V243H32ZM66 242V243H65ZM91 242V243H90ZM116 242V243H115ZM60 243H61V246H60ZM63 243V244H62ZM114 243V244H113ZM28 244H29V246H28ZM48 244V245H49ZM56 244H57V246H56ZM71 244V245H70ZM86 244V245H85ZM96 244H97V246H96ZM75 247V248H77V249H75L73 246ZM77 247H76V246ZM81 245H83V246H81ZM99 245H101L102 247H103V249H102V247H99L98 248V246ZM111 245H113V247L111 246ZM41 246H39V247H41ZM52 246H54V247H52ZM55 246H56V248H55ZM65 246H66V249H65V251H64V248H65ZM69 246V247H68ZM72 246V248H70ZM29 247V248H28ZM57 247H58V249H57ZM97 247V248H96ZM26 248H28V250H27V252H26ZM51 248H55L54 250H52ZM91 248V249H90ZM101 248V250H99ZM113 250H112V249ZM245 249V247L243 248H239L238 250H239V252H240V250H244ZM45 250V251H44ZM70 250V251H71ZM95 250V251H94ZM100 252H99V251ZM111 251V252H109V251ZM237 250V251H238ZM246 250H249V246H248V249H247V246H246ZM246 250H244L242 253H245V251ZM40 251V250H39ZM69 251V250H68ZM69 251V252H70ZM74 251H71V253L74 255V254H76V252H74ZM97 251V252H96ZM105 251V252H104ZM107 251L109 252V253H111V257H113V262H111V260H112V258L111 259H109L108 258V256H110L108 253H107ZM236 251V252H237ZM29 252V253H28ZM101 254H99V253ZM248 252V251H247ZM246 252V253H247ZM26 253L28 254V256H26ZM31 253H32V256H31ZM38 253H39V255H38ZM44 254L43 255V259H42V254ZM92 253V254H91ZM34 254V255H33ZM59 254H61V255H59ZM72 254H71V257L69 258L70 260H71V258H72ZM78 254V253H77ZM95 254H97V255H95ZM105 254V255H104ZM113 254V255H112ZM250 255V257H252V258H254L253 260L252 259H250V257H249V255ZM251 254H252V256H251ZM56 255L54 254V256L52 257V255H51V257L52 258H54V260H56L57 258H56ZM100 255V256H99ZM106 256L107 258H108V260H106L107 258H105L104 259V256ZM247 255V256H246ZM244 257H245V259L247 260V263L248 264H254V263H256L257 261L255 260V253H254V255H253V252L251 253V251L249 250V252L246 254ZM1 256H2V254L0 253V259H1ZM32 258H31V257ZM34 256V257H33ZM60 256V257H59ZM62 256V257H61ZM81 256H83L84 258H81ZM85 256H86V258H85ZM102 256H103V258H102ZM26 257H28V258H26ZM46 259H45V258ZM50 257V258H51ZM100 257V258H99ZM244 257L242 258V260L240 261L241 263H239V264H244V262L246 263V261L244 260ZM247 257H249V261H250V263L248 262V258ZM56 258V259H55ZM80 258L81 259H83L82 261L80 260ZM88 258V259H87ZM57 259V260H58ZM60 259V260H61ZM63 259H65V260H63ZM103 259H104V261H105V263H104V261H103ZM2 260V259H1ZM37 260H36V262H37ZM70 260H67L66 262L68 263V264H71V263H73V261L72 262H70ZM73 260H74V257H73ZM87 260V261H86ZM254 260L256 261V262H254ZM59 261V260H58ZM58 261H56V262H58ZM83 261H86V263L85 262H83ZM95 261V262H94ZM102 261V262H101ZM79 262V263H78ZM94 262V263H93ZM99 262H101V263H99ZM246 263V264H247ZM1 264H3V263H1ZM256 264H258V262L256 263Z\"/></svg>",
	"mask_w": 264,
	"mask_h": 264
}]
</instances>
